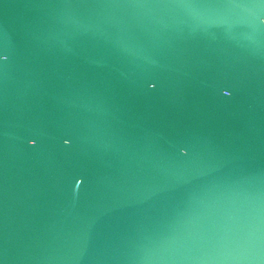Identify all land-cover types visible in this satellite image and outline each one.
Listing matches in <instances>:
<instances>
[{
    "label": "water",
    "instance_id": "1",
    "mask_svg": "<svg viewBox=\"0 0 264 264\" xmlns=\"http://www.w3.org/2000/svg\"><path fill=\"white\" fill-rule=\"evenodd\" d=\"M0 264H264V0H0Z\"/></svg>",
    "mask_w": 264,
    "mask_h": 264
}]
</instances>
